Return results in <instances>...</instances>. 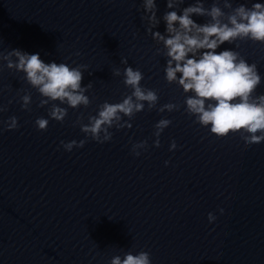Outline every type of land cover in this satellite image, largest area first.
<instances>
[{
  "label": "water",
  "instance_id": "obj_1",
  "mask_svg": "<svg viewBox=\"0 0 264 264\" xmlns=\"http://www.w3.org/2000/svg\"><path fill=\"white\" fill-rule=\"evenodd\" d=\"M155 2L160 18L166 0ZM255 2L264 0H232L233 7ZM192 3L184 0L180 9ZM142 16V0H0V53L19 49L45 63L86 65L81 86L92 84L86 109L69 108L63 123L50 120L39 132L34 122L48 118L50 105L38 107L36 90L0 61V105L7 108L0 122H18L0 133V264H109L128 251L148 252L151 264H264V141L217 139L193 122L182 89L164 79L166 59L155 55L159 46ZM164 30L163 22L153 29ZM237 43L217 52L235 50L255 63L261 84L254 95L264 94V45ZM125 67L142 72L141 86L156 90L157 108L175 103L179 110L145 105L130 129H111L110 142L89 139L65 152L61 141L84 139L73 127L81 113L86 124L100 104L130 94L123 76L112 75ZM25 93L30 111L21 110ZM162 118L171 124L156 148L154 125ZM141 141L147 150L133 156L132 144ZM172 141L177 147L169 151Z\"/></svg>",
  "mask_w": 264,
  "mask_h": 264
},
{
  "label": "clouds",
  "instance_id": "obj_2",
  "mask_svg": "<svg viewBox=\"0 0 264 264\" xmlns=\"http://www.w3.org/2000/svg\"><path fill=\"white\" fill-rule=\"evenodd\" d=\"M183 3L184 0H166V11L158 18L155 0H142L144 16L141 20L147 23L145 32L150 33L159 46L155 55L166 59V83L182 89L186 97L185 113L194 117L193 122L201 128H208L217 139L239 134L245 145L259 144L264 141V94L254 95L261 84L257 65L249 64L235 50L217 52V49L225 43L235 44L238 48V41L264 45V3L233 7L232 0H213L211 6L206 8L203 0H194V3L180 9ZM193 16L202 17L205 22L198 24ZM161 22L165 25L164 33L153 31ZM0 61L9 71L21 73L23 81L36 90L41 97L38 107L50 105L48 118L39 117L34 122L39 132L47 131L50 120L63 123L69 108L86 109L90 104L85 93L91 90L92 84L89 82L81 86L86 65L73 67L66 63H45L39 54H28L19 49L7 54L0 53ZM120 63L127 64V61L121 59ZM112 75L123 76L122 83L130 89V94L125 95L121 102L105 101L100 104L96 114L87 117L86 124L81 113L73 127H79L84 139L79 142L61 141L60 147L65 152L83 148L89 139L97 144L110 142L113 136L111 129H130L132 125L129 121L144 111L145 105L148 111L155 109L158 113L179 110L180 106L175 103L157 108V92L141 86L144 76L139 69L125 67L123 73L116 69ZM20 104L21 110L30 111L31 95L25 93L21 96ZM5 111L7 108L0 105V113ZM0 124L4 125L0 133L18 128L15 116ZM170 124L171 120L162 118L154 125L153 147H160L159 137ZM176 147L175 141H172L169 151ZM146 150L147 141L134 143L131 147V153L136 157ZM168 163L165 161V167ZM219 211L223 214V209ZM207 218L209 223L216 219L212 213ZM109 264H151V257L146 251L135 255L128 251L123 258L114 256Z\"/></svg>",
  "mask_w": 264,
  "mask_h": 264
}]
</instances>
